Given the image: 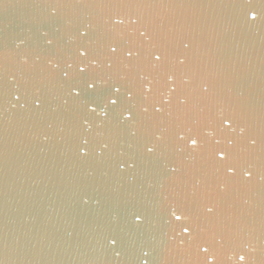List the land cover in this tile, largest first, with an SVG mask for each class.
Wrapping results in <instances>:
<instances>
[{"label":"water","instance_id":"1","mask_svg":"<svg viewBox=\"0 0 264 264\" xmlns=\"http://www.w3.org/2000/svg\"><path fill=\"white\" fill-rule=\"evenodd\" d=\"M0 82L3 264H264V0H0Z\"/></svg>","mask_w":264,"mask_h":264},{"label":"snow or ice","instance_id":"2","mask_svg":"<svg viewBox=\"0 0 264 264\" xmlns=\"http://www.w3.org/2000/svg\"><path fill=\"white\" fill-rule=\"evenodd\" d=\"M62 4H65V3H57V5H56L55 7L52 8V15H55V14H56V12H57L59 6L62 5ZM247 16H248L249 20H251V21H255V20L257 19V12H256L255 10H253V9H250V10L248 11V13H247ZM118 22H119V23H123V20H120V21H118ZM141 35H142V36H146V38H150V37L147 35L146 32H141ZM47 44H48L49 46L54 45V44H55V39H54V38H53V39H48V40H47ZM191 44H192V42H191L190 40L187 41V42H185V43L183 44L184 49H190V48H191ZM115 50H116L115 48L112 49L113 52H115ZM79 55L82 56V57H83V56H86V55H87V50H86V49H80V50H79ZM128 55L131 56V55H132V52H129ZM154 59H155L156 61H159V60L161 59V57H160V55H155V56H154ZM190 60H191V57H190L189 55L185 54V55H183V56L180 58L179 63L184 64L185 61H190ZM24 62H25V63H28L27 57H25ZM48 63H49V64H52V63H53V60H52V59H49V60H48ZM69 67H71V65H69ZM77 69H78V71H79L80 73H85L86 70H87V65H83V64H81V65H77ZM67 75H68V73L65 72V76H67ZM170 78H171V77H170ZM85 84H86V88H87V89H95V87H96V81L93 80V79H89V80H87V81L85 82ZM3 89H4V88H3V84H2V82H0V96L3 95ZM82 91H83V89H81L79 86H77V85H71V86H70V91H69L68 95L71 96V97L79 98V97H81V92H82ZM119 91H120L119 88L115 89V92H116V93H119ZM119 99H120L119 95L108 96V97L106 98L105 104H106V105L113 106V107L118 106ZM15 100H16L17 102H20V101H21V95H20V94L15 95ZM34 103H35L37 106H39L40 101L37 99V100L34 101ZM65 103H67V100L65 101ZM23 106H24V105L21 104V107H23ZM84 107H85V109H86L87 112H89V113H96V112H97V108H99L100 105L97 104V103H96L95 101H93V100H90V99H84ZM104 115L107 116L108 113L105 111V112H104ZM122 115H123V119H125V120H129V119L132 118V113H131V112H125V113H123ZM223 123H224V125H225L226 127H228V128H231V127H232V121L229 120V119H225V120L223 121ZM83 124H84V125H87L89 128L91 127V124H89V121H88L87 119H84V120H83ZM241 131L243 132L244 130L241 129ZM250 142H251L252 144H255V143H256L255 139H251ZM191 143H192L193 145H196V144H197V140H196V139H192V140H191ZM87 144H88V140L85 139V140L83 141V146L80 148L81 153L84 154V155L87 154V148L84 147V146H86ZM104 147L107 148L108 145L105 144ZM147 150H148L149 152H151V151H152V148H148ZM218 157H219L220 159H224V158H225V153L222 152V151L219 152V153H218ZM234 171H235L234 169H231V168L229 169V172H234ZM245 175L248 176V177H251V176H252V172H251V171H246V172H245ZM171 216H172V217L174 218V220L177 221V222H179V221H186V220H187V217L184 215V213H183V212H179V214H178V211H177L176 209H173V210L171 211ZM134 222H135V223H143V218H142L140 215H136V216L134 217ZM182 234H187V235L189 236V238L192 239L191 226H190L189 224H186L185 226H183V228H182ZM181 243H184V241H181ZM108 244H109V247L112 248V250L115 252V255H116V256H120V255H121L120 251H116V249L120 246V241H119L116 237H110L109 240H108ZM251 250L254 251L255 249H251ZM202 251H203L204 253H208V252H209V249H208L207 247L203 246V247H202ZM143 255H144V256H147L148 253H147V252H144ZM137 259H138V261L140 260L139 257H138ZM214 259H215L214 256L209 255V256L207 257L208 264H212V261H213ZM238 259H239V262H241V264H245V262H246V255H244V254L239 255ZM0 264H3V262L0 261ZM145 264H146V262H145Z\"/></svg>","mask_w":264,"mask_h":264}]
</instances>
